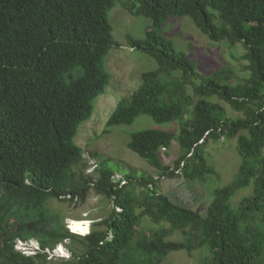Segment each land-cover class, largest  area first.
I'll list each match as a JSON object with an SVG mask.
<instances>
[{
  "label": "trees",
  "instance_id": "trees-1",
  "mask_svg": "<svg viewBox=\"0 0 264 264\" xmlns=\"http://www.w3.org/2000/svg\"><path fill=\"white\" fill-rule=\"evenodd\" d=\"M115 1L0 0V264H161L170 251L197 248L198 264H264V0H126L131 14L151 22L143 40L127 39L129 48L151 55L157 68L141 74L106 125L146 114L156 123L176 120L179 130L130 134L128 148L157 168V177L130 167L96 171L94 164L96 177L82 178L72 169L84 153L73 138L109 82L103 61L113 44L107 14ZM183 16L212 41L242 43L247 76L231 84L230 70L197 73L156 33L167 18ZM212 97L241 116H227ZM219 138L236 139L241 161L236 178L209 193L203 214L160 191L162 177L203 183L215 174L202 147ZM173 140L181 153L170 167L160 152ZM250 184L251 194L232 207L236 190ZM89 189L109 198L112 209L77 235L45 202L82 200ZM144 218L155 227L144 229ZM175 232L180 240L168 238ZM17 239L35 240L38 251L23 255L14 249ZM64 240L82 248L65 244L67 259L47 261L46 251Z\"/></svg>",
  "mask_w": 264,
  "mask_h": 264
},
{
  "label": "rangeland",
  "instance_id": "rangeland-1",
  "mask_svg": "<svg viewBox=\"0 0 264 264\" xmlns=\"http://www.w3.org/2000/svg\"><path fill=\"white\" fill-rule=\"evenodd\" d=\"M125 1L116 0L107 14L113 44L104 58L103 68L108 75L109 82L104 91L92 102L91 117L80 123L73 138V142L80 146L84 153L82 160L78 165H72V169L82 178L88 176L95 178L96 171L101 169L124 174L129 171L128 167L135 169L139 174L146 173L157 177L158 169L128 148L130 134L144 129H160L172 133H178L179 130L176 120L156 123L146 114L138 115L129 124L106 125V120L117 101L122 97H127L138 87L141 74L157 68V63L151 55L139 49L129 48L127 39L143 40L151 22L148 17L131 14L123 5ZM156 33L167 39L175 50L183 53L192 61L196 72L201 75L208 76L220 68L225 71L230 70L232 72L229 78L231 84L247 76V71L244 69L247 61L242 58L245 52L242 43L237 42L230 47L226 41H212L186 16L167 18L161 27L156 29ZM187 91L192 92L190 87ZM212 99L225 108L227 116H241L240 112L231 109L224 101L216 97ZM235 140V138L210 139L206 142V146L202 147L206 163L215 171V174L208 175L205 182L189 181L181 175L173 178L162 177L159 179L160 191L167 194L172 201L185 204L203 214L207 202L212 198L211 194L209 197V193L214 188L229 184L237 176L241 159L236 152ZM166 151V154L163 151L160 152L162 164L171 167L173 161L181 153L178 143L173 140ZM93 163L96 164V171L91 170ZM117 174L116 179L119 177ZM140 189V187L136 188L137 191ZM251 190L252 184L236 190L230 199V205L235 207L242 197L251 194ZM45 207L50 214L58 215L64 227L67 222L68 228L75 232L89 226L91 230L94 227L93 220L108 216L112 209V202L104 195H99L93 189H89L82 200L77 198L59 200L50 197L46 200ZM85 214L86 218L80 219ZM143 226L144 229L155 227L147 218L143 219ZM168 238L180 240L181 234L175 232ZM29 241H31L30 244L36 245L34 240ZM15 244L20 247L24 243L20 244L17 240ZM65 244L77 249L82 248L79 243L70 244V241L64 240L62 246L58 245L55 248L58 250L60 247L63 250L60 252L61 255L57 251L54 254V250L47 251V261L60 262L66 259L60 258L64 254L69 256ZM50 253H52L51 257ZM202 257L203 251L199 248L190 253L185 250H175L170 251L161 264H198Z\"/></svg>",
  "mask_w": 264,
  "mask_h": 264
},
{
  "label": "clouds",
  "instance_id": "clouds-1",
  "mask_svg": "<svg viewBox=\"0 0 264 264\" xmlns=\"http://www.w3.org/2000/svg\"><path fill=\"white\" fill-rule=\"evenodd\" d=\"M95 163H93V165H94ZM94 169V166H92V168H91V170H93ZM83 217L82 218H80V219H83V218H86L85 216H87L86 214L85 215H82ZM67 219V218H66ZM90 220V219H89ZM94 221V220H93ZM90 224H91V220H90ZM65 228L69 231V232H71V233H74L71 229H69L68 228V224H67V222H65ZM90 227V226H89ZM89 231L90 230H88V232L87 233H89ZM87 233H85V234H87ZM74 234H77V233H74ZM85 234H77V235H85ZM17 240H19V239H17ZM16 240V241H17ZM29 240H33V239H29ZM29 240H27V241H21V240H19V243L20 244H23L22 246H20V247H17L16 245L17 244H15L14 243V245H15V250H17V251H19L20 253H22L23 255H26V256H32V255H34L37 251H38V249H39V247H38V244H37V242H36V245H33V244H30V242L31 241H29ZM15 241V242H16ZM63 243V242H62ZM62 243H58L52 250H50V251H53L54 252V254L56 253L55 251H57V249H55L58 245L59 246H62ZM17 247V248H16ZM47 251H49V250H47ZM46 251V252H47ZM52 252V253H53ZM52 253H50L49 255H50V257L52 256ZM69 254V253H68ZM60 255H61V253H60ZM59 255V256H60ZM69 256L68 255H66V254H64V255H62V256H60V258H68Z\"/></svg>",
  "mask_w": 264,
  "mask_h": 264
},
{
  "label": "bare ground",
  "instance_id": "bare-ground-1",
  "mask_svg": "<svg viewBox=\"0 0 264 264\" xmlns=\"http://www.w3.org/2000/svg\"><path fill=\"white\" fill-rule=\"evenodd\" d=\"M60 253V252H63V250L59 247L58 250H57V253Z\"/></svg>",
  "mask_w": 264,
  "mask_h": 264
}]
</instances>
